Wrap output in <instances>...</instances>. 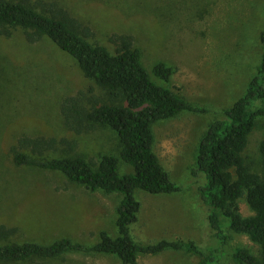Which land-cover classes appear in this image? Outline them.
<instances>
[{
	"label": "rangeland",
	"instance_id": "374dc122",
	"mask_svg": "<svg viewBox=\"0 0 264 264\" xmlns=\"http://www.w3.org/2000/svg\"><path fill=\"white\" fill-rule=\"evenodd\" d=\"M55 2L89 28L92 42L114 51L111 33L129 34L140 50V63L151 79L180 93L205 111L183 110L152 125L153 150L178 187L170 193L136 189L140 202L130 233L137 242L159 239L193 241L206 250L215 243L209 227L208 207L199 195L203 176L192 174L198 141L208 124L223 116V109L243 95L257 73L262 53L264 0H28ZM163 63L172 68L167 80L153 74ZM103 100L107 92L83 75L76 61L47 37L28 42L25 29L10 28L0 35V224L15 229L1 242L26 240L48 244L69 237L87 245L99 241V233L116 235V207L121 195L90 191L68 180L60 171L16 165L11 147L25 136L76 141L73 151L63 145L43 154L57 157L67 152L98 161L118 156L120 141L108 126L76 134L64 124L60 102L66 95L87 91ZM257 105H264L258 101ZM264 137V117H258L243 151L250 168L260 171L258 144ZM119 172L131 168L120 160ZM243 216L253 214L246 201H238ZM218 254L220 264H236L231 250L245 246L260 256L258 245L244 233L229 227ZM139 264H196L197 255L166 249L158 254H138ZM0 264H123L112 253L68 252L56 258L32 257Z\"/></svg>",
	"mask_w": 264,
	"mask_h": 264
},
{
	"label": "trees",
	"instance_id": "16d2710c",
	"mask_svg": "<svg viewBox=\"0 0 264 264\" xmlns=\"http://www.w3.org/2000/svg\"><path fill=\"white\" fill-rule=\"evenodd\" d=\"M25 29L28 42L47 37L76 61L83 75L103 88L108 99L103 100L87 91L66 95L60 102L65 126L76 134L86 133L96 125L114 130L120 141L118 156L105 154L96 162L82 154L67 152L52 158L43 154L63 145L68 151L76 147L75 140L44 136H21L11 147L16 165L60 171L68 180L90 191L117 192L121 195L116 207V235L99 233V241L87 245L69 237L48 244L26 240L1 242L11 237L15 229L0 224V261H23L32 257L56 258L68 252L112 253L123 264H139L138 254H158L166 249L184 250L197 255L196 264H220L218 254L225 247L228 235L221 217L229 218V227L244 233L259 247L256 256L245 246L231 250L236 264H264V137L258 144L260 171L247 163L243 151L248 134L258 117H264V29L260 32L262 53L257 73L249 80L243 95L223 109V116L211 121L201 135L192 174H202L199 189L201 200L208 207L207 220L215 243L209 250L193 241L159 239L141 243L133 239L130 225L136 221L140 202L136 189L149 193H170L178 189L153 150L152 125L183 110L205 111L177 91L155 83L140 63V50L129 34L111 33L109 41L114 51L87 39L88 27L55 2L0 0V35L10 34V28ZM154 75L167 80L172 68L163 63L153 66ZM120 160L131 170L119 172ZM243 198L253 211L243 216L238 201Z\"/></svg>",
	"mask_w": 264,
	"mask_h": 264
}]
</instances>
